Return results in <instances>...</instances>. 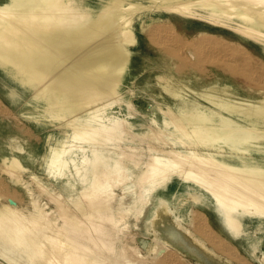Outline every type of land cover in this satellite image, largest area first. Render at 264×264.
<instances>
[{
	"label": "bare ground",
	"instance_id": "bare-ground-1",
	"mask_svg": "<svg viewBox=\"0 0 264 264\" xmlns=\"http://www.w3.org/2000/svg\"><path fill=\"white\" fill-rule=\"evenodd\" d=\"M144 35L177 55L176 71L155 70L154 84L147 71L159 62L145 59L142 75L136 71ZM221 71L239 87L212 82ZM0 85L19 113L58 132L46 161L51 181L31 178L57 206L64 210L69 201L82 212L59 225L37 199L26 208L0 193V264H144L116 248L124 238L115 227L128 230L127 217L143 213L153 193H179L181 186L227 234L253 254L260 250L264 0H0ZM148 89L153 107L139 112L135 95ZM1 109L9 110L0 100ZM144 136L157 139L147 146V161L124 143L140 145ZM0 163L25 184L20 173L28 168L16 150L2 151ZM131 168L139 170L135 178ZM190 211L198 231L242 260L205 212ZM155 250L159 264H184Z\"/></svg>",
	"mask_w": 264,
	"mask_h": 264
},
{
	"label": "rangeland",
	"instance_id": "rangeland-1",
	"mask_svg": "<svg viewBox=\"0 0 264 264\" xmlns=\"http://www.w3.org/2000/svg\"><path fill=\"white\" fill-rule=\"evenodd\" d=\"M188 24L191 27L197 25L195 21H189ZM149 37V35H144L140 40L143 50H138L139 54L138 52L136 54L135 59L138 63L136 71L138 75H142V64L140 63L145 59L159 62L157 68L153 66V70L151 68L147 71L151 74L149 81L154 84L156 80L154 77L155 70L164 68L166 72L172 73V70L176 71L177 60L174 57H177V55L172 56L158 50L160 45L156 41L153 42L150 40ZM140 53H142L143 57H141ZM189 72L194 75L193 71L190 70ZM218 74L217 77H215L216 75L213 77L210 75L212 82L221 78L220 81H226L227 83L229 81V84H231V72L221 71ZM196 77L199 76H195V78ZM193 79V77L190 78V85L193 88H198L199 83L197 80L193 81ZM208 81L210 80H207V82ZM237 84L241 83L239 82ZM237 84L231 85L233 87H239ZM148 93H150V89H148L147 92L139 91L135 95L134 102L136 103L139 112H150L153 107V101L148 96ZM3 94L4 92L1 90L0 85V100L2 108H9V110L5 112H3L4 110L2 109L0 110V153L2 151L10 152L16 150L22 163L28 168V170L20 173L21 178L24 179L25 182V184H21L18 183L16 178L8 171L6 173V170L2 169L0 163V193L3 194V196L5 195L4 197H7L8 195V197L15 198L21 206L26 208L31 207L32 199H37L46 205V209L53 211V216L57 219V224L59 225H62L64 222L71 219L72 216L75 218L81 217L82 212L78 208H75L73 204L69 203V201L66 202L70 207H67L64 210L62 207L57 206L56 203L52 201L53 199L51 197H49L50 199L47 198V194L42 192L38 188L37 182L31 178V173H36L42 180L47 182L51 181L46 175V161L50 154L51 147L56 142V137L58 135L57 130L53 126L46 124L45 121L39 122L36 119L29 117L28 112L26 115H22L17 108L9 104ZM146 119L148 118L146 117ZM141 129H143V131H150V127ZM156 141L157 139L154 136H144L141 141L142 144L140 145L134 144L129 139H126L124 143L133 144L135 148H133L131 152L136 156L140 155L143 160L147 161L149 157L147 146L149 143H156ZM19 144L20 147H22V151L16 149V145ZM130 173L131 176L135 178V175L139 173V170L131 168ZM173 184L176 185L175 183H171L172 186ZM181 187L177 190L179 193H171L166 192L164 189H159L153 193L145 206L143 213L136 217L135 212L138 210H134V213L132 212L127 217L129 222L128 230L115 227V232L124 238L123 243L117 242V239L114 240L116 241V248L118 249L123 245V248L128 255V260H131L132 262L140 261L144 264H159V260H157V258L155 259L154 256L156 253L155 248L162 247L165 250L167 249L165 253L171 251L176 258H181L184 264H243V262L245 264H264V239L259 245L260 250H257L255 254L251 253L241 238L236 239L227 234L219 226V223L216 222L217 219L215 215L210 216L212 214L211 210L204 207L201 202H195V198L191 196L188 197L187 194L182 191ZM121 189L122 187L119 185L115 187V191L118 194L121 193ZM83 203L85 202L83 201ZM190 207L195 209L196 212H205L207 214L209 223L214 226L217 234H220L221 237L225 238L226 244H229L228 246H231L230 248L233 249L231 250L242 258L240 262H236L231 256H228L219 248L215 247L211 240H208L195 228L193 220H191L192 214ZM85 208H88L89 210L91 206ZM67 209H70L71 211ZM173 229L177 230L175 236L169 234ZM93 235L95 234L93 233ZM218 243L219 242L215 244ZM129 244H135L137 246L139 252L142 253V258H140L141 256L139 254L130 249ZM102 249L106 253H112L107 252V249L104 247ZM227 250L229 249H224V251ZM151 256H154V258H151ZM117 261L114 264H117ZM122 262L123 261L121 260L118 264H126L127 260H124L123 263Z\"/></svg>",
	"mask_w": 264,
	"mask_h": 264
}]
</instances>
